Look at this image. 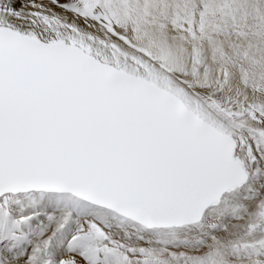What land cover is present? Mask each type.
I'll return each mask as SVG.
<instances>
[{"label":"snow or ice","instance_id":"obj_1","mask_svg":"<svg viewBox=\"0 0 264 264\" xmlns=\"http://www.w3.org/2000/svg\"><path fill=\"white\" fill-rule=\"evenodd\" d=\"M0 264H264V0H0Z\"/></svg>","mask_w":264,"mask_h":264}]
</instances>
